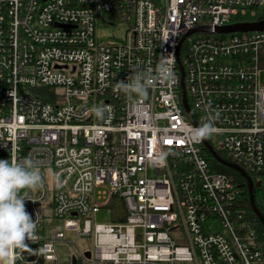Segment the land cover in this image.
I'll return each mask as SVG.
<instances>
[{
    "label": "built area",
    "instance_id": "1",
    "mask_svg": "<svg viewBox=\"0 0 264 264\" xmlns=\"http://www.w3.org/2000/svg\"><path fill=\"white\" fill-rule=\"evenodd\" d=\"M263 19L264 0H0V159L31 157L43 181L20 193L37 239L16 264H264L263 221L205 144L264 173V28L218 30ZM162 53L174 84L139 101L117 90ZM210 116L219 131L188 143ZM53 220L91 248L62 259L57 243L76 239Z\"/></svg>",
    "mask_w": 264,
    "mask_h": 264
},
{
    "label": "clouds",
    "instance_id": "2",
    "mask_svg": "<svg viewBox=\"0 0 264 264\" xmlns=\"http://www.w3.org/2000/svg\"><path fill=\"white\" fill-rule=\"evenodd\" d=\"M129 70L130 74L125 80H119L116 88L138 101L147 99L149 90L158 81L171 85L177 79L173 53H162L155 68L133 64ZM110 110L108 105L93 109L98 119H104ZM218 131L215 118L210 116L199 126L186 127L184 138L190 144H198ZM42 182L40 168L31 157L0 159V264H16L18 250L29 249L26 240L36 241L37 219L28 213L27 198L20 193L22 190H36Z\"/></svg>",
    "mask_w": 264,
    "mask_h": 264
},
{
    "label": "rangeland",
    "instance_id": "3",
    "mask_svg": "<svg viewBox=\"0 0 264 264\" xmlns=\"http://www.w3.org/2000/svg\"><path fill=\"white\" fill-rule=\"evenodd\" d=\"M123 29V26L115 25L114 33L117 36H122ZM100 34L105 35L106 37L112 35L113 28L111 26H106L100 31ZM260 81L264 82V70L260 74ZM258 180H261L262 183L255 189V200L256 204L264 209V173L258 176ZM98 220L103 221V218ZM48 226L57 230H64L68 239H76L75 245L69 241L57 243V251L65 261L76 252V247L80 250L91 248V238L88 236L77 237L75 232L65 230L63 220H53L48 223ZM206 226L210 231L221 230L222 228V224L219 220H209L207 221Z\"/></svg>",
    "mask_w": 264,
    "mask_h": 264
},
{
    "label": "water",
    "instance_id": "4",
    "mask_svg": "<svg viewBox=\"0 0 264 264\" xmlns=\"http://www.w3.org/2000/svg\"><path fill=\"white\" fill-rule=\"evenodd\" d=\"M204 27H197L196 29L191 30L190 32L194 30H199L203 29ZM251 28H264V19L256 22H251V23H237V24H230L227 26H223L218 28L220 31H232V30H238V29H251ZM189 112V108H188ZM206 146L208 147L209 151L214 155L215 158H217L221 163L226 164L228 166H231L235 169H237L241 174H243L247 178V183H248V189L250 192V199H251V205L253 206V209L255 212H257L262 219L264 223V217L260 213L257 205H256V200H255V187H258L261 185L262 181L261 180H254L252 176H250L247 171L239 166L237 163L231 162L226 158H223L215 149L214 147L208 142L205 141ZM89 255V252L87 253ZM76 263V257H73V264Z\"/></svg>",
    "mask_w": 264,
    "mask_h": 264
},
{
    "label": "trees",
    "instance_id": "5",
    "mask_svg": "<svg viewBox=\"0 0 264 264\" xmlns=\"http://www.w3.org/2000/svg\"><path fill=\"white\" fill-rule=\"evenodd\" d=\"M223 158H226L228 160H230L229 158L226 157L225 153L221 152V151H217ZM207 155L210 159V161L213 163V165L223 171V172H226V173H229V174H232L234 175L244 186L245 188V204L247 206L250 205V192L248 190V186H247V178L241 174L237 169L231 167V166H228L226 164H223L221 163L217 158L214 157V155L211 153V151H208L207 152ZM249 175L251 176H254V174H252L251 172L247 171ZM260 212L262 213V215L264 216V209L260 206H258ZM259 235H260V239L261 241L264 243V224L262 222L259 221Z\"/></svg>",
    "mask_w": 264,
    "mask_h": 264
}]
</instances>
